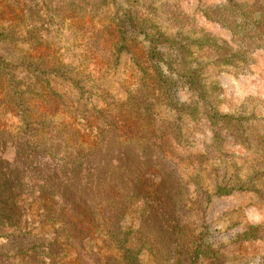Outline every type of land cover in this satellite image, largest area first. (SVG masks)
I'll list each match as a JSON object with an SVG mask.
<instances>
[{
	"label": "trees",
	"instance_id": "16d2710c",
	"mask_svg": "<svg viewBox=\"0 0 264 264\" xmlns=\"http://www.w3.org/2000/svg\"><path fill=\"white\" fill-rule=\"evenodd\" d=\"M4 1L12 3L0 0V4ZM154 1L158 0H96L90 7L81 0H38L34 16L25 13L23 18L0 8V204L25 195L41 196L42 216L59 223L52 241L37 248L51 264L66 256L59 239L75 250L79 264L99 261L82 226L98 211L105 238L123 251L126 264H142L139 255L117 238L118 208L109 205L127 204L123 176L134 189L139 176H157L143 146L157 143L162 108L192 121L206 116L212 126L222 124L246 133L250 118L244 112L240 116L218 112L222 90L217 83L204 82L205 63L196 53L206 48L215 54L212 63L246 72L240 64L248 63L249 53L264 50V0H223L206 8L205 17L231 33V39L221 43L203 28L198 37L185 34L193 19L177 2L165 6L167 19H157ZM93 14L105 22L93 27L87 53L111 68L128 54L137 70V80L122 103L99 91L86 53L62 51L53 29ZM168 29L175 30L173 35ZM4 44L25 46L17 61L2 57ZM184 93L190 97L182 98ZM78 122L91 123L97 133L86 146ZM170 127L171 122L164 136L170 135ZM238 131L235 139L240 140ZM41 136L50 138L57 151L74 149L77 158L66 161L56 152L38 148ZM7 219L0 212V223ZM245 235L250 237L251 232ZM172 237L181 252L190 255L191 264L217 259L204 237L186 235L181 229ZM143 244L150 251L158 247L153 241ZM0 264L28 263L16 255L0 258Z\"/></svg>",
	"mask_w": 264,
	"mask_h": 264
},
{
	"label": "rangeland",
	"instance_id": "374dc122",
	"mask_svg": "<svg viewBox=\"0 0 264 264\" xmlns=\"http://www.w3.org/2000/svg\"><path fill=\"white\" fill-rule=\"evenodd\" d=\"M81 1L91 7L90 3L96 0ZM172 2H177L193 19L185 34L198 37L203 28L220 43L231 39L230 32L205 17L206 8L223 0L154 1L157 19L168 18L164 8ZM39 4L38 0H12V3L2 2L0 8L11 12L14 18H23L25 13L34 16ZM102 22H105L103 16L93 14L81 22L70 19L63 26L55 24L53 29L62 42V51L70 48L86 53L87 68L96 78L99 91L122 103L138 76L131 56L126 54L117 68H111L85 49L93 27ZM168 31L169 35L175 32ZM24 47L4 44L1 55L17 61ZM196 58L205 63L204 82L217 83L222 90L218 112L237 116L244 112L250 118L246 133L234 127L241 135L237 140L232 127L212 126L206 116L192 121L162 108L157 117V143L143 146L157 176H139L136 189L125 176L121 178L127 204L116 207L114 201L109 205L118 208L116 235L139 255L142 264H191L190 255L181 252L172 237L178 229L186 235L204 237L217 252V259H207L202 264H264V50L249 53L248 63L240 64L246 70L242 74L239 68L212 63L215 54L206 48L197 52ZM188 96L184 93L182 98ZM170 122V135L166 137ZM76 125L85 146L98 137L91 123ZM36 145L58 153L66 161L77 158L72 148L57 151L47 136H41ZM44 205L39 194L0 204V212L9 220L0 223V258L21 255L28 264H51L38 250L52 241V232L59 223L42 216L40 208ZM101 214L102 211L96 212L95 219L88 217L82 225L94 242L93 250L100 255L96 264H126L123 251L105 238L99 224ZM249 231L251 235L247 237L245 233ZM146 241H153L157 249L150 251L143 244ZM58 242L66 252V256L58 258V263L79 264L75 250L64 239Z\"/></svg>",
	"mask_w": 264,
	"mask_h": 264
}]
</instances>
